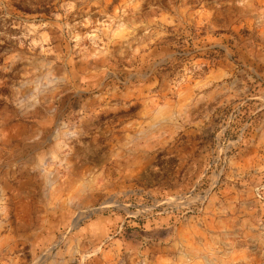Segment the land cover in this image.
I'll return each mask as SVG.
<instances>
[{"label": "rangeland", "instance_id": "rangeland-1", "mask_svg": "<svg viewBox=\"0 0 264 264\" xmlns=\"http://www.w3.org/2000/svg\"><path fill=\"white\" fill-rule=\"evenodd\" d=\"M0 264H264V0H0Z\"/></svg>", "mask_w": 264, "mask_h": 264}]
</instances>
